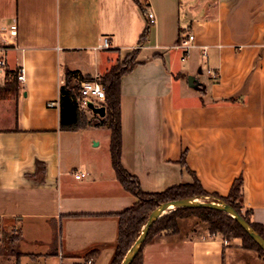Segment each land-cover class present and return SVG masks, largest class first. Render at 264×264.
<instances>
[{
  "label": "crops",
  "instance_id": "1",
  "mask_svg": "<svg viewBox=\"0 0 264 264\" xmlns=\"http://www.w3.org/2000/svg\"><path fill=\"white\" fill-rule=\"evenodd\" d=\"M140 2L0 0V88L25 69L0 98V224L17 231L0 264H110L115 214L138 198L117 180L107 129H60V88L67 69L101 77L135 49L120 81L124 169L145 193L196 178L226 197L241 178L240 203L264 232V0ZM148 10L156 21L139 47ZM223 241L179 221L144 245L141 264H264L241 239Z\"/></svg>",
  "mask_w": 264,
  "mask_h": 264
},
{
  "label": "trees",
  "instance_id": "2",
  "mask_svg": "<svg viewBox=\"0 0 264 264\" xmlns=\"http://www.w3.org/2000/svg\"><path fill=\"white\" fill-rule=\"evenodd\" d=\"M139 6L144 9L140 0H135ZM149 25L143 30L138 46H142L147 38ZM135 49L133 55L137 53ZM132 59L129 61V64ZM135 63L122 68L120 66L111 67L107 73L100 77L106 91L105 116L98 117L92 115L90 118L84 114L78 107L76 99L78 93V82L82 79L90 80L91 78H83L79 72L66 70L65 83L60 88L59 107H60V129L75 131L88 127L105 128L110 133V156L111 163L117 180L126 191L137 196L138 201L131 207L115 214L118 217V235L115 244V251L110 264H121L126 253L138 238L141 229L146 223L150 214L158 207L159 204L192 198L203 202L223 201L230 205L243 219L254 229V231L264 239V232L260 225L251 220V211L245 210L240 203L242 196V179H236L226 197H221L214 193L206 192L200 182L194 178L190 184H181L170 187L163 192L145 193L141 191L137 178L131 176L122 166L121 163V124H120V81L121 77L134 67ZM17 75V74H16ZM16 75L12 80L5 83L0 88V98L13 97L17 89ZM76 78V79H75ZM229 101H234V98ZM181 162L184 164V155ZM188 213L197 215L200 219L207 222L209 233L220 232L223 234H231L235 238H240L242 247L257 252L264 259V251L248 236V234L240 227V225L225 211L208 209V208H177L171 210L167 214L156 220L150 227L146 239L136 257L131 264H141V252L144 245L158 232L163 230H171L176 232L178 227V219L185 217Z\"/></svg>",
  "mask_w": 264,
  "mask_h": 264
},
{
  "label": "water",
  "instance_id": "3",
  "mask_svg": "<svg viewBox=\"0 0 264 264\" xmlns=\"http://www.w3.org/2000/svg\"><path fill=\"white\" fill-rule=\"evenodd\" d=\"M192 79V78H191ZM88 108L93 114L98 115L99 117L105 116V107H95L93 104H88ZM208 208L215 210H222L228 213L239 225L240 227L248 234V236L264 251V239L261 238L254 229L239 215L230 205L226 204L223 201L217 202H198L196 199L187 198L180 199L175 201H170L166 203L159 204L158 207L150 214L146 223L140 231V234L134 244L130 247L125 257L123 258L121 264H131L133 259L139 253L150 227L153 223L158 220L163 213L166 211H171L177 208Z\"/></svg>",
  "mask_w": 264,
  "mask_h": 264
},
{
  "label": "built area",
  "instance_id": "4",
  "mask_svg": "<svg viewBox=\"0 0 264 264\" xmlns=\"http://www.w3.org/2000/svg\"><path fill=\"white\" fill-rule=\"evenodd\" d=\"M147 24L153 25L155 24L156 18L152 11L148 10L145 14ZM12 33L15 34V28H12ZM193 41L194 37L192 35H186L177 48L182 50V57L181 60H186L189 50L193 47ZM110 47V41L108 38H103L102 43L100 44V49H108ZM5 66V60L0 56V70ZM213 76L215 74L213 73ZM25 79V69L23 66L19 67L18 73L16 75L17 82H23ZM78 97L76 99V102L78 104V107L83 111L91 112V110L88 108V104H93L95 107H104V103L106 101V91L101 83L100 76H95L90 80H81L78 82ZM52 105V104H50ZM74 176L77 179H81L85 177L84 173H74ZM225 244H227V241H223ZM87 264H91V260H87Z\"/></svg>",
  "mask_w": 264,
  "mask_h": 264
},
{
  "label": "rangeland",
  "instance_id": "5",
  "mask_svg": "<svg viewBox=\"0 0 264 264\" xmlns=\"http://www.w3.org/2000/svg\"><path fill=\"white\" fill-rule=\"evenodd\" d=\"M133 52L134 51H132L131 54H129L125 59L117 61L113 66L114 67L120 66V67L124 68V67L130 65L131 63H135V57L133 55ZM131 59H132V62L129 64V61ZM84 114H85V112H84ZM86 115L89 118L91 117L89 112H86ZM197 201L203 202L201 199H199ZM169 212L170 211H166L163 214H167ZM242 212L245 213V210H243ZM179 221L182 222L183 228L185 230L191 231L193 233V235H199V234L205 232V233H208V235H210V236L220 237L223 240H231V239L235 238L231 234H228V233L227 234L226 233L223 234L220 232L209 233L207 222L203 221L197 215L192 214V213H188L185 217L178 219L177 231H179ZM168 231H171V230H168ZM16 232L17 231L14 229V227H9L8 225L0 224V242H1L0 245L2 246L3 243H5V242L9 243L12 240V238L16 236Z\"/></svg>",
  "mask_w": 264,
  "mask_h": 264
}]
</instances>
